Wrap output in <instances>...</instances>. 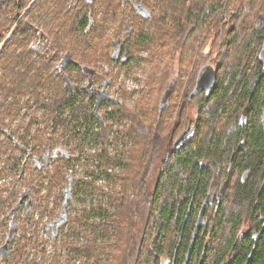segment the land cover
Segmentation results:
<instances>
[{
    "label": "rangeland",
    "instance_id": "rangeland-1",
    "mask_svg": "<svg viewBox=\"0 0 264 264\" xmlns=\"http://www.w3.org/2000/svg\"><path fill=\"white\" fill-rule=\"evenodd\" d=\"M243 6L244 2L241 7ZM245 10L240 6H234L233 11L225 10L223 18L228 21L222 28L232 27L236 20L229 18L232 12L236 15L240 12V17L247 13L246 18H249L251 13ZM155 12H161V9L155 7ZM126 19L131 20L129 17ZM137 22L138 20H134L135 30ZM239 24L240 20L236 22V25ZM148 25L152 33L159 32V28L151 20L146 21L145 26ZM105 29L81 35V41L76 44L77 57L81 63L96 69L93 88L105 90L111 98L121 103L101 102L93 110L97 100L88 91L77 94L72 105H63V102L60 104L57 99L62 95L64 87L58 79H49L48 72L42 70L39 82L48 81L47 85L36 84L30 89L31 81L24 77L25 85L19 87L16 79L20 76L5 74V67L9 69L10 66L0 60V243L6 242L0 255L5 258L9 255L8 238H12L13 250L12 256L6 261H0V264H23L24 259L27 264H110L115 255L113 260L118 258L117 238L121 234L117 231V222L114 220L120 214V209L116 207V197L118 192L121 197L125 189H130L135 174L142 169L136 165L139 156L135 155L134 149L127 148L130 140L126 132L132 130L134 119L127 116L128 110H122L126 107L148 109H142L143 112H139L137 119L147 114L152 117L155 127L160 97L170 77L179 72L180 65L177 61H172L170 65L167 63L168 69L165 71L155 52L162 48L153 43H129L132 61L125 65L116 64L112 55L114 43L121 44L122 41L114 39H122L125 30L123 34L122 31L119 33L116 20L108 22ZM243 35L239 34L236 42L244 43ZM42 39V36H37L27 43V47ZM179 47L180 44L175 50L167 49L165 55L173 54L175 60L180 58L184 49ZM218 47L213 44V50H218ZM203 50L208 52L209 44ZM50 53L45 48L40 53L34 51L35 56H44V61H47ZM183 56L186 59L187 56ZM235 57L230 54L226 58L231 61ZM207 61L208 59L199 62L195 72ZM225 63L226 61L224 65ZM223 67L218 71V80L228 83L229 80L224 79ZM69 73L72 82H78L81 86L88 83V77L78 78V70ZM182 79L169 99L170 107L164 112V128L172 124L174 115L178 112L180 96L182 92L185 93V85L190 76L186 74L185 77L184 74ZM107 80H110V87L106 88ZM71 95L72 91L66 94L65 99ZM194 99L181 112L182 120L185 121L186 117L188 120L195 118L199 104ZM209 107L211 103L204 104L203 107L205 126L211 125L214 117ZM120 109L122 110L119 111ZM94 112L100 118H95ZM148 123V120H142V126H149ZM24 129L26 150L21 154L19 145L9 142L4 134L17 131L15 137L19 139ZM146 137L139 136V140H146ZM58 147L67 151L69 156H63L61 152L54 156V150ZM106 157L111 161H106ZM13 161H17V165L10 168ZM106 174H109V178ZM113 192H117V195ZM134 193L135 191L130 192L127 199H133ZM62 212L66 218L63 222L60 216ZM122 213L128 218H124ZM132 213L134 211L131 208L121 212L124 230V222L128 220L126 230L132 231L131 223L136 220ZM47 225L52 226L48 239L44 233ZM152 227L143 235L150 233V237L155 236L156 231ZM125 239L123 235L121 240ZM149 241L145 242L144 249L149 247ZM164 247L168 249L169 240ZM144 249L137 264H150ZM163 263L165 264V258Z\"/></svg>",
    "mask_w": 264,
    "mask_h": 264
},
{
    "label": "trees",
    "instance_id": "trees-1",
    "mask_svg": "<svg viewBox=\"0 0 264 264\" xmlns=\"http://www.w3.org/2000/svg\"><path fill=\"white\" fill-rule=\"evenodd\" d=\"M67 1L0 0V60L4 63L7 62L10 66L9 69L5 67V74L20 76L16 79L19 87L25 85L24 77L31 81L30 89L34 88L36 84L47 85L48 81L42 83L39 80L40 71L48 72L49 79L53 77L58 79L64 87V91L57 101L60 104L63 102V105H72L77 94L83 93L76 92L70 98L65 99L66 94L71 92V88H73L69 71L78 70L80 73L79 79L88 76L94 77L97 72L94 67L81 63L77 57L76 44L81 41V35L85 33L105 31L107 23L115 20V15L105 12L108 4L105 0H92V4L78 0L74 5V9H72L73 11H64ZM143 1L150 2V6L155 5V7L161 9V12H154L151 19L152 24L159 28V32L154 34L149 30L151 23L145 26L137 22V29L134 28L131 31V36L125 42L129 54L132 52L128 49L129 43L130 45H136L137 43L150 45L153 43L162 48L157 49L155 52L157 60L163 63L165 71L168 69L166 68L167 63L170 65L172 61H177L180 65L179 72L185 69L193 70V73L197 71L199 62L206 59H208L206 63L213 61V69L219 71L222 66L225 67H223L225 71L224 79L226 81L228 79L229 82L225 83L217 79L209 98L203 97V103L205 105L207 103L214 104V102L220 103L223 109L239 108L245 103H249L251 121L249 128L244 130L245 142L242 147L238 148L236 158L240 166L250 167V177L243 185L237 184L235 187L233 193L235 208L220 210L221 226L227 222L235 226L240 222L246 206L252 209L256 199L258 200V207L264 205V125L258 123V120L261 119L262 121V118H264V80L259 76L262 61L259 60L260 51L258 50H261V41L264 37V2L263 0ZM243 2L245 6L241 7ZM234 6H240L241 9L246 8L247 11L245 10V12L251 14L249 18H246L247 13H244L243 17H240V12L238 15H233V12L230 13L229 18L236 20L232 27L224 29L222 26L228 20L223 18V13L225 10L233 11ZM22 11V15L18 18ZM129 14L135 17L133 20H136V15ZM239 20L240 24L236 25ZM36 29L42 30L47 41L51 43V53L55 54L56 57L62 54V56L69 58L66 64L62 61L58 64V68L54 69V61H44V57H35L33 48L31 46L27 47V43L37 38ZM8 30L11 32L8 33ZM118 31L120 33L122 28L118 27ZM241 33L244 34V43L236 42L238 35ZM115 40L122 41V43L124 41L118 38ZM179 44L184 49L180 58L175 60L173 54L165 55L167 49L175 50ZM206 44H209L208 52L203 50ZM213 44L219 46L218 50H213ZM230 54L235 57L231 61L227 59ZM183 55L187 56L186 59ZM220 57L225 59H220ZM129 61H132V54L128 58ZM224 61H226L225 65ZM120 63L125 65L126 62L121 61ZM29 72L31 73L28 74ZM181 77L177 75L175 84H172L170 79L167 82V90L163 95H165V98L167 97L168 105H170L169 99L173 95L176 86L180 85L179 80ZM193 82L190 76L189 82L185 85L186 91L183 99L179 101L183 105H188L194 98L196 102L198 100V93L191 95L192 98L189 99V94L194 90V88L192 90ZM76 86L79 87V90L86 87L79 84H76ZM92 100L93 98L90 99V101ZM2 104L4 105V103ZM142 109L148 110L144 107L140 109L126 107L119 110H128L129 115L127 116L129 118L132 116L134 119L136 126L134 125L132 130L127 133L128 139L131 141V145L129 144L127 148L134 149L135 155L139 156L136 164L137 168L142 169L140 173L135 174L132 186L128 190L125 189L121 197L118 196L119 192L118 195L117 192H113L115 196L117 195L116 207L120 209V214L116 215L114 220L117 222V231L121 235L117 238L119 241L118 251L116 252L118 258L113 260L116 257L115 255L110 260V264H119L120 260L121 264H137V260L140 259V255L143 253L144 244L148 240H150V244L148 248L144 249V253L148 256L150 264H161L158 255L165 250V243L169 240L168 232L175 218V221H178V230L181 234V245L185 250L191 232L189 222H185V224L183 222V218L188 211L187 204L192 197L193 202H196L199 195L201 193L203 195L205 190V180H200L199 166L197 165L201 155V145L196 143V138H193L191 143L166 160L167 147L164 151L165 157L160 155L162 147L166 146V142L163 140L156 142L152 139V117L144 114L137 119L139 112H143ZM209 110L213 112V106L209 107ZM159 116L156 115V119ZM94 117H92L93 121L96 118ZM163 117L164 114L155 121L156 129L160 132H166L172 125L169 123L170 125L167 124L169 127L164 128L166 123ZM142 120H148L149 126H142ZM12 135L15 137L17 131H14ZM21 135L17 141L26 146L25 129ZM139 136L147 137L146 140H139ZM235 140L237 143V135ZM8 141L12 142L11 139ZM138 143L141 144L138 145ZM207 152L210 153V150H207ZM218 155L220 156L218 153L213 155V159H217ZM106 159L108 161L110 158L106 157ZM16 165L17 161H13L10 168ZM149 170L151 171L149 172ZM151 173L153 177H151ZM105 176L109 178V174ZM261 181L263 182V188L260 187ZM134 191V198L127 199V195L130 196V192ZM181 192H185L188 196L187 202L179 201L182 196ZM257 194L258 196H256ZM193 206L195 205H192L189 210L190 217L194 210ZM130 208L134 211L132 213L133 218H136L131 223L133 224L132 231L126 230L129 226L128 220L124 222L125 230L121 225V212ZM122 215H124V218H128L124 213ZM151 227L156 231V235L153 237H150V233L143 235ZM123 235L126 238L125 240H121ZM224 240L216 247H208L207 252H211V256L206 258V264H211L213 261L219 263L222 259H225L232 244V239L228 240L226 238ZM169 245H171L170 242ZM201 250L202 240L197 239L194 242L192 260ZM235 250V257L230 264H264V232L259 247L253 251L250 260L247 261L248 254L244 247L235 246Z\"/></svg>",
    "mask_w": 264,
    "mask_h": 264
},
{
    "label": "flooded vegetation",
    "instance_id": "flooded-vegetation-1",
    "mask_svg": "<svg viewBox=\"0 0 264 264\" xmlns=\"http://www.w3.org/2000/svg\"><path fill=\"white\" fill-rule=\"evenodd\" d=\"M33 1V0H32ZM78 0H68L65 3V10L64 11H73L75 3H77ZM83 2H89L92 4V0H80ZM107 1V10L106 12H109L110 14L115 15V20L117 22V26L122 28V34L125 30V35L121 40H124L123 43L117 44V42L114 43V50L112 52V55L114 59V62L116 64L120 63L121 61H125L128 63V58L131 57V54L128 53V50L126 49V39L131 36V31L134 29V16H130L129 13H132L133 15H136V20H138V23L141 25H145L147 20H151L153 18L154 12H155V5L150 6V2H145L143 0H105ZM148 4V5H147ZM23 11L19 14L18 18L22 15ZM235 15V13L233 14ZM129 17L131 20H127L126 18ZM33 27H35L33 25ZM36 34L38 37H43L40 42L37 44H32V48L36 52H42L45 48L47 52L51 51V43H46L45 40L47 39L44 37L42 30L36 29ZM115 40V39H114ZM45 42V44H43ZM45 46V47H44ZM114 53V54H113ZM111 55V56H112ZM36 57V56H35ZM44 57V56H42ZM259 57L262 61V67L261 71L259 73V76L263 78L264 80V37L261 41V50L259 52ZM47 61H54L55 66L54 69L58 68V64L62 61L65 62V64L69 61V58H66L64 55L59 54L58 57H56L55 54L50 53V56H48ZM121 64V63H120ZM214 62L206 63L200 66L201 68L206 65H211L213 67ZM66 66V65H65ZM217 69H216V79L215 83L217 82L218 76H217ZM199 72L193 73L192 71H181L178 73H175L173 76L170 77V82L175 84L177 80V75L186 77V74L192 77L193 79V88H195L196 80L198 77ZM108 84L107 87H110V80H107ZM92 83L93 77L88 76V83L89 89L87 91L79 90V87L76 86L78 82H72L73 88H71V91L73 93L81 92V93H87L88 91L91 92L90 95L94 94L96 97V100L99 98L100 93L105 90H99L96 88H93ZM179 83H182V77L179 80ZM70 84V83H69ZM80 85V84H79ZM112 85V84H111ZM104 87V85H103ZM116 89H119V86H116ZM167 90V87H165L164 92ZM191 90V92H192ZM213 88L210 89H202L198 92V111L194 119H189L186 117L185 121L182 120L181 112L183 111L184 107L186 105H183L181 102L178 103L177 107V114L174 115V120L172 121V125L170 128L165 132H160L155 127L151 128L152 133V139L156 142L159 140H163L166 142V146H163L160 152V155L165 157L164 151L167 147L168 160L171 156L174 155V153L179 152L184 146L191 143L193 138H196V143L198 145H201V155L197 161V165L199 166V177L200 180H205V190L203 192V195H199L196 202H193V197L190 198V201L188 202V211L186 212L185 217L183 218V222H189L191 227V232L189 236V241L187 244V248L184 250L182 247V241H181V234L178 230V221L173 220L171 223V227L169 229V242L171 245H169L168 249H165L163 253L159 254L161 264L163 263V259L165 258V264H185L187 251L190 245V241L194 232L195 225L197 223V220L199 218L200 211L202 209V206L204 204L205 198L207 197V203L205 207V211L203 214V221L204 225L200 228L198 235L195 240L199 239L202 240V250L201 252L196 256L193 257L192 260V252L190 254L189 260L187 264H206V258L208 256H211V252L208 253L207 249L208 247H216L219 243L224 242V239H232V244L229 247L228 253L225 257V259H222L219 263L216 261H213L211 264H230L231 261H233L235 257V246L244 247L247 250V261L250 260L251 254L255 249L259 247V243L262 237V234L264 232V205L258 204V200L256 199L254 202V207L250 209L248 206L244 209L243 216L240 220V222L237 225H231L229 222L224 223L225 226L222 228L221 226V209H232L234 206L233 203V193L235 190V187L237 184L243 185L250 177V167L246 166H240V164L237 162L236 158V152L238 148L242 147V145L245 142V133L244 130L249 128V123L251 121L250 118V106L249 103H245L243 106H240L239 108L233 107L232 109L226 108L223 109L222 105L220 103L214 102V104H211V107L213 106V115L212 118V124L211 125H204V118H203V97L208 99L210 94L212 93ZM106 92V91H105ZM163 92V94H164ZM190 92V93H191ZM163 94L160 97V100L158 102L159 109H158V116L164 114L165 110L160 108V102L163 97ZM106 96L108 97L107 100L103 101L108 102L112 101L114 103H117L115 98H111L107 92ZM183 92L180 96L181 101L183 99ZM105 97V95H104ZM192 96L189 94V99H191ZM121 103V102H120ZM167 102V108L170 107ZM207 105V104H206ZM187 115V113H186ZM159 116V117H160ZM157 118V120L159 119ZM261 123L264 125V118L258 120V123ZM128 133V132H126ZM236 135L238 137L237 143H236ZM4 136L8 140H12L13 144H17L20 147L21 152H25L26 146L22 143L17 142V138L12 135V133L5 132ZM131 143V141H130ZM129 143V144H130ZM131 145V144H130ZM205 148V149H204ZM206 150V152H205ZM207 150H210V153L207 152ZM220 151V152H219ZM218 155L217 159H213V155ZM153 169V168H152ZM206 170V172H204ZM150 172V170H149ZM148 172V173H149ZM187 178V177H186ZM185 179V178H183ZM186 180V179H185ZM262 182V181H261ZM263 188V182L261 183V186ZM182 196L180 198V202H187L188 196H186L185 192L180 193ZM258 196V194L256 195ZM21 202V201H20ZM193 206V213L191 217L189 216V210ZM26 217V216H24ZM17 226V225H16ZM11 228V227H10ZM45 237L46 239L50 238V235L52 233V226H45ZM11 232V230H10ZM12 244V238H8L7 240V246L9 249V255L8 257H3V255H0V261H6L9 259V257L12 256L13 250L11 249ZM6 242L0 243V254L2 253V250L5 248ZM193 251V250H192ZM209 254V255H207ZM192 260V261H191ZM23 264H27L26 260ZM191 262V263H190Z\"/></svg>",
    "mask_w": 264,
    "mask_h": 264
},
{
    "label": "water",
    "instance_id": "water-1",
    "mask_svg": "<svg viewBox=\"0 0 264 264\" xmlns=\"http://www.w3.org/2000/svg\"><path fill=\"white\" fill-rule=\"evenodd\" d=\"M215 79H216V70L215 69H213L209 66L202 67V69L200 70L199 75L197 77L195 88H194L193 92L191 93V95L198 93L202 89H210L211 90L215 86ZM88 89H89V85H87L85 88H82V90H86V91ZM168 94H169V92H168ZM104 95H105V97H104ZM164 96L165 95H163L161 102H160V108L161 109L162 108L164 109L167 106V101H166L167 97L165 98ZM107 99H108V97L106 96V92L102 91L100 93L99 98L96 101V105H95L94 109L98 108L99 104H101V102H103ZM94 113H95V116L100 118V115L97 112H94ZM58 152H61L63 156H69L67 151H65L63 148H60V147H58L54 150V156H56V154ZM36 162H39L38 159H36ZM206 203H207V197L205 198L204 204H203L202 209H201L200 214H199V218H198L197 223H196L195 228H194V232H193V235H192V238L190 241V245H189V248L187 251L185 264H187V262L189 260V257H190L192 250H193L194 242H195V239L198 235V232H199L200 228L204 225L203 214L205 211ZM64 206H66V205L64 204ZM60 216H61V220L63 222L66 219L65 213L62 212V214Z\"/></svg>",
    "mask_w": 264,
    "mask_h": 264
},
{
    "label": "bare ground",
    "instance_id": "bare-ground-1",
    "mask_svg": "<svg viewBox=\"0 0 264 264\" xmlns=\"http://www.w3.org/2000/svg\"><path fill=\"white\" fill-rule=\"evenodd\" d=\"M209 67H211V66H209ZM211 68H212V67H211ZM201 69H202V68H201ZM201 69H200V70H201ZM200 70H199V72H200ZM198 75H199V73H198Z\"/></svg>",
    "mask_w": 264,
    "mask_h": 264
}]
</instances>
